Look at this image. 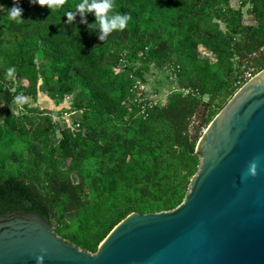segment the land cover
<instances>
[{
  "label": "trees",
  "instance_id": "trees-1",
  "mask_svg": "<svg viewBox=\"0 0 264 264\" xmlns=\"http://www.w3.org/2000/svg\"><path fill=\"white\" fill-rule=\"evenodd\" d=\"M231 1L114 0V11L131 19L101 42L88 28L94 15L87 24L79 16L67 23L66 13L81 0L50 7L20 0L21 22L8 16L13 0H0V216L38 213L64 240L97 253L131 214L179 207L200 165L192 119L218 99L226 107L244 86L245 64L257 74L264 70V0H239V10ZM248 5L253 25L244 21ZM200 47L214 64L199 57ZM166 62L188 93H171L161 106L126 105L135 99L131 73L144 80L151 66ZM39 90L57 106L72 96L82 113L79 133L65 131L58 144L52 120L36 116L45 112L13 114L16 97H36ZM206 96L210 103H203ZM72 213L74 224L67 221Z\"/></svg>",
  "mask_w": 264,
  "mask_h": 264
},
{
  "label": "water",
  "instance_id": "water-1",
  "mask_svg": "<svg viewBox=\"0 0 264 264\" xmlns=\"http://www.w3.org/2000/svg\"><path fill=\"white\" fill-rule=\"evenodd\" d=\"M196 152L199 170L183 203L131 214L95 254L38 213L1 215L0 264H37L41 255L43 264H264V70L211 122Z\"/></svg>",
  "mask_w": 264,
  "mask_h": 264
},
{
  "label": "rangeland",
  "instance_id": "rangeland-1",
  "mask_svg": "<svg viewBox=\"0 0 264 264\" xmlns=\"http://www.w3.org/2000/svg\"><path fill=\"white\" fill-rule=\"evenodd\" d=\"M231 7L234 10L241 9L240 1L232 0ZM250 7L251 6L248 5L242 10L245 24L253 25L255 24L254 18L248 13ZM221 30L228 32L224 25H221ZM198 54L201 59H208L212 64L216 62L215 57L205 47H200ZM41 57L42 55L38 54L36 60L38 65L40 64ZM171 59L175 60L173 57ZM139 67L140 65H137L136 69ZM115 72L116 74L122 73L123 68L117 69ZM73 74H75V72H73ZM144 76L145 78L142 80L135 74V71L131 73V79L135 82L132 87V93H134L135 99L134 101L127 102L126 105H148L150 103H154L161 106L165 104L171 93L177 91L188 93L184 92V90H180L177 79L168 67V62H166L165 66L162 68L151 66L149 71L145 73ZM20 86L21 83L16 82L15 87L18 88ZM63 102V105L57 106L58 104L55 102L53 103L48 98L47 94H44L39 90V93L36 97H22V101L19 103L15 101L11 106V110L17 117L24 115L30 116V113H28L30 109H38L39 111L45 112L43 115L36 116H38V119H40L39 117H49V119L52 120V126L54 128L53 130L55 131V140L58 141L59 144L60 142L64 141L65 131L71 130L73 133L80 132L79 124L82 120V113H78L73 109L72 96L66 97ZM203 103H210V97L206 96L203 98ZM223 104V99L221 98L216 100L212 105L208 107L203 106L198 110V113L191 122V135L194 141L199 142L211 122L222 111L221 107ZM199 118H202L204 122L199 120ZM68 167L69 163L63 165V169L65 170H67ZM72 179L75 183L79 182V179L76 177V175L72 176ZM192 179L193 178L190 176L186 182L188 191ZM67 221L71 224H74L76 222L75 215L73 213L69 214L67 216ZM90 253L95 254L93 252Z\"/></svg>",
  "mask_w": 264,
  "mask_h": 264
},
{
  "label": "clouds",
  "instance_id": "clouds-1",
  "mask_svg": "<svg viewBox=\"0 0 264 264\" xmlns=\"http://www.w3.org/2000/svg\"><path fill=\"white\" fill-rule=\"evenodd\" d=\"M31 5L45 6L46 3L49 7L52 3L63 4L64 0H28ZM13 7L8 10V16L15 22H21L23 9L20 7V0H13ZM88 14H92L95 17V23L88 25L90 32L97 33L99 41H105L108 36L114 31H123L127 28L131 17L127 14H122L114 11V0H81L79 4L75 6V11H69L66 13L67 23H73L77 16L80 17V23L87 24L85 19ZM16 69L10 67L7 69V77H13ZM16 101L19 103L22 101V97H16ZM257 164L255 162L249 165V170L252 174H255ZM44 256H37V264H43Z\"/></svg>",
  "mask_w": 264,
  "mask_h": 264
},
{
  "label": "built area",
  "instance_id": "built-area-1",
  "mask_svg": "<svg viewBox=\"0 0 264 264\" xmlns=\"http://www.w3.org/2000/svg\"><path fill=\"white\" fill-rule=\"evenodd\" d=\"M242 79L241 81L245 84H247L249 81H251L255 76H257V70L256 67L253 64L247 63L242 69Z\"/></svg>",
  "mask_w": 264,
  "mask_h": 264
}]
</instances>
